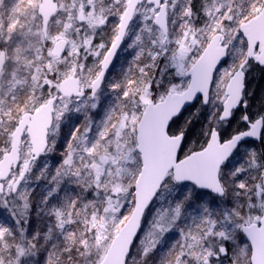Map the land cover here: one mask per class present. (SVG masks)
<instances>
[{"label": "snow or ice", "instance_id": "1", "mask_svg": "<svg viewBox=\"0 0 264 264\" xmlns=\"http://www.w3.org/2000/svg\"><path fill=\"white\" fill-rule=\"evenodd\" d=\"M264 0H0V264H264Z\"/></svg>", "mask_w": 264, "mask_h": 264}, {"label": "trees", "instance_id": "2", "mask_svg": "<svg viewBox=\"0 0 264 264\" xmlns=\"http://www.w3.org/2000/svg\"><path fill=\"white\" fill-rule=\"evenodd\" d=\"M250 87L254 88L256 91V101L258 102V99L262 94H264V81H260L259 79L252 81Z\"/></svg>", "mask_w": 264, "mask_h": 264}]
</instances>
